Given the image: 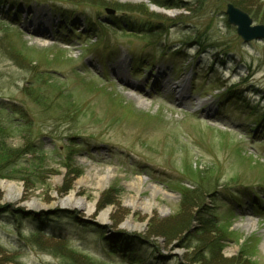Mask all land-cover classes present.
I'll return each mask as SVG.
<instances>
[{
	"label": "rangeland",
	"instance_id": "1",
	"mask_svg": "<svg viewBox=\"0 0 264 264\" xmlns=\"http://www.w3.org/2000/svg\"><path fill=\"white\" fill-rule=\"evenodd\" d=\"M157 1L0 0V139L26 153L0 178L21 190H0V264H204L203 227L214 264H264V40L226 14L264 25V0ZM57 211L79 222L22 244L5 219Z\"/></svg>",
	"mask_w": 264,
	"mask_h": 264
},
{
	"label": "trees",
	"instance_id": "2",
	"mask_svg": "<svg viewBox=\"0 0 264 264\" xmlns=\"http://www.w3.org/2000/svg\"><path fill=\"white\" fill-rule=\"evenodd\" d=\"M155 4L157 5H161L160 1L154 0ZM160 3V4H159ZM241 7V6H239ZM175 8H181L179 5H177ZM122 10V9H121ZM1 132V130H0ZM1 135V134H0ZM26 154L22 151L19 150H14L11 147H9L4 140L0 139V178H9L10 179V174L12 173V170L9 168V164L11 162H13L16 158H19L21 155ZM183 195V204L187 205V197L188 194H186V191L182 193ZM108 203V202H107ZM109 204V203H108ZM13 215V214H12ZM14 216V217H13ZM12 217H8L5 218L8 222V226L12 227L14 229L13 233L16 237H18L20 239V243L22 244V242L24 243V240L22 238V234L24 233V231L28 230V228H32L31 226H36V223H43V227L46 225L47 230L50 229L51 231L53 230L54 232H58V230H60V227L64 224H69L71 226H75L76 222L79 220H77L76 214H72L69 212H64V211H57L54 212L52 214H50L49 216H42V219L39 220H33L31 222H29L28 217H23L22 215H13ZM3 217V216H1ZM193 219V218H191ZM213 224V222H212ZM83 230H92L91 234H94L97 238V241L99 242H107V240L109 238H107V236H105L107 231L105 228H99V227H92L89 224L86 223H82L80 224ZM214 225V224H213ZM38 228V227H37ZM80 228V227H78ZM204 228V227H203ZM202 228V229H203ZM200 230L201 233H199V235H203V237L205 238L204 241H200V244L203 245L204 249L206 250L205 255L202 257V260H200L201 262H203L204 264H214L217 263V261L222 260V256L221 254H219L218 252H220V249L218 250V248L220 246H217L219 244V241H213L211 242V239H209L208 235L209 232L205 231V229ZM29 232H33V233H38L36 230H41V229H29ZM34 230V231H33ZM50 231V232H51ZM64 231V229H63ZM49 232V231H48ZM139 240L136 237H130V236H123L120 238V242L125 244V245H129L131 243H140L141 241H135ZM183 240V239H182ZM99 242V243H100ZM104 242V243H105ZM216 242V243H215ZM106 244V243H105ZM108 245V244H106ZM101 246V245H100ZM103 248V250H106L104 246H101ZM200 251L202 249L201 245H200ZM202 249V250H204ZM136 254H131L130 258L131 260L134 262L133 264H138L140 261L136 260ZM199 261V262H200ZM142 262V261H141Z\"/></svg>",
	"mask_w": 264,
	"mask_h": 264
},
{
	"label": "water",
	"instance_id": "3",
	"mask_svg": "<svg viewBox=\"0 0 264 264\" xmlns=\"http://www.w3.org/2000/svg\"><path fill=\"white\" fill-rule=\"evenodd\" d=\"M108 13L112 14L111 11H108ZM226 14L229 18V23L237 28V34L245 43L264 40V25L253 26V20L247 13L236 8L232 4H229L227 6ZM83 222L91 225L97 224L96 222L89 220H84Z\"/></svg>",
	"mask_w": 264,
	"mask_h": 264
},
{
	"label": "bare ground",
	"instance_id": "4",
	"mask_svg": "<svg viewBox=\"0 0 264 264\" xmlns=\"http://www.w3.org/2000/svg\"><path fill=\"white\" fill-rule=\"evenodd\" d=\"M141 1V0H140ZM39 28L42 30H44V32L47 31V28H49L48 26H44L43 24H40L39 25ZM110 170L107 171L108 175L107 176H101L99 175L98 178H97V181L98 184H99V188L102 190L104 187H105V184H107V178L109 176V173ZM77 181H80L78 184H77V188H80L82 186H84V184L87 183V181H90V176L86 177V178H80L78 179ZM148 180H145L144 178H142V176H140L139 178H137V182L136 184H133L134 187L136 186H139L144 184V183H147ZM153 192L154 193H160V192H164L162 189H159L158 187H151ZM0 190L7 193L8 195H11L13 193H16V194H20L21 190L18 189L15 185L11 184V183H8V182H3V181H0ZM65 205H77L79 207H90L87 205L86 201L84 199H80L77 197V193L76 191H74L69 197H67L64 201ZM108 212H104L102 213L101 217L102 219L105 221L107 219V214ZM248 225V224H247ZM247 227V226H246Z\"/></svg>",
	"mask_w": 264,
	"mask_h": 264
}]
</instances>
